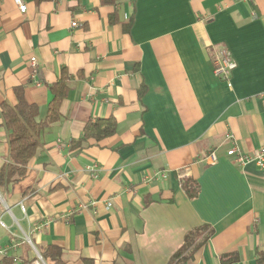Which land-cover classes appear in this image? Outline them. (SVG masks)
Returning <instances> with one entry per match:
<instances>
[{"label": "crops", "instance_id": "crops-1", "mask_svg": "<svg viewBox=\"0 0 264 264\" xmlns=\"http://www.w3.org/2000/svg\"><path fill=\"white\" fill-rule=\"evenodd\" d=\"M24 1L0 0V167L1 104L22 88L44 119L64 76L68 92L25 177L0 190V264H47L48 244L64 264H264V168L227 154L264 144V0ZM220 47L231 85L214 72ZM110 117L114 135L82 140Z\"/></svg>", "mask_w": 264, "mask_h": 264}, {"label": "trees", "instance_id": "trees-1", "mask_svg": "<svg viewBox=\"0 0 264 264\" xmlns=\"http://www.w3.org/2000/svg\"><path fill=\"white\" fill-rule=\"evenodd\" d=\"M116 2L117 0H104ZM112 20H117V11L111 15ZM64 76L54 89V97L49 103L47 115L41 119L39 107L29 103L24 97L22 88H17L18 102L15 105L9 102L1 104L3 124L8 131L7 160L0 167V190L4 193L25 177L31 159L36 155L40 145L42 132L51 124L60 119V105L67 95L68 86ZM116 119L101 118L87 124L82 138H95L98 141L114 135L117 132ZM182 186L190 198H195L199 193V184L192 178L182 181ZM203 226L189 231L185 236V245L175 258L183 259V253L194 243L195 236L206 229ZM40 254L47 264H64V250L56 244H48L39 248ZM227 259L225 262H229Z\"/></svg>", "mask_w": 264, "mask_h": 264}, {"label": "built area", "instance_id": "built-area-1", "mask_svg": "<svg viewBox=\"0 0 264 264\" xmlns=\"http://www.w3.org/2000/svg\"><path fill=\"white\" fill-rule=\"evenodd\" d=\"M15 2L21 12H25L27 10V4L24 0H15ZM77 24V20H74L72 22V26H76ZM213 62L215 74L220 79L231 85V77L234 69L237 67V62L234 59L232 52L227 47L218 48ZM30 67L32 70V77H35L39 69L38 61L35 56L30 58ZM230 137L233 136L230 135ZM227 154L232 157L234 161L240 166H245L248 163L254 162L257 166L264 168V144L261 145L256 151L247 153L242 151L235 143L231 148L227 150ZM207 158L212 164L216 163L218 159L215 152H211ZM165 176V173L157 172L154 174L153 178H160ZM22 208L25 209L23 205ZM7 253L8 250L6 248L0 247V258L5 257ZM39 258L42 260L40 255Z\"/></svg>", "mask_w": 264, "mask_h": 264}, {"label": "water", "instance_id": "water-1", "mask_svg": "<svg viewBox=\"0 0 264 264\" xmlns=\"http://www.w3.org/2000/svg\"><path fill=\"white\" fill-rule=\"evenodd\" d=\"M39 255H40V253H39ZM41 256V255H40ZM41 258H42V256H41Z\"/></svg>", "mask_w": 264, "mask_h": 264}]
</instances>
